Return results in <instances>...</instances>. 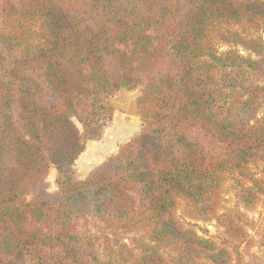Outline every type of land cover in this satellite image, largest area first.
I'll return each mask as SVG.
<instances>
[{
    "label": "trees",
    "instance_id": "trees-1",
    "mask_svg": "<svg viewBox=\"0 0 264 264\" xmlns=\"http://www.w3.org/2000/svg\"><path fill=\"white\" fill-rule=\"evenodd\" d=\"M262 31L264 0H0V264H244ZM136 89L139 131L80 179L73 118L101 139L111 98Z\"/></svg>",
    "mask_w": 264,
    "mask_h": 264
},
{
    "label": "rangeland",
    "instance_id": "rangeland-1",
    "mask_svg": "<svg viewBox=\"0 0 264 264\" xmlns=\"http://www.w3.org/2000/svg\"><path fill=\"white\" fill-rule=\"evenodd\" d=\"M264 37V31L260 33ZM221 51L229 49L228 45L222 44ZM242 54L249 55L241 47H237ZM139 95V90L126 91L120 95L111 98L112 104L115 108L113 120L111 126H109L104 136L101 139H88L87 134L84 131V127L79 117H74L73 122L78 127L82 137L86 139V147L84 151L78 154L75 162V170L80 179H85L90 171L102 163V157L107 155L110 151H113L119 145L128 141L133 135H135L141 127V118L139 116L136 99ZM260 116L264 115V107L259 111ZM107 149V153L102 151ZM116 151V150H115ZM113 154V153H112ZM111 154V155H112ZM262 166L256 169L261 174ZM59 170L57 167H52L49 170V174L46 178L47 190L49 192H55L57 190L56 179ZM230 182L224 186V205L228 210L235 209L237 207V200L234 192L230 189ZM249 223L248 230L253 239L252 246L245 249L243 252L244 264H264V197L257 204V206L251 210H244ZM178 215H182V207L177 212ZM184 222L187 225H194L200 234L203 233V229H208L209 236L216 238L221 232L222 228L217 225L215 221L210 223H204L201 221L190 220L183 217ZM244 246V245H243Z\"/></svg>",
    "mask_w": 264,
    "mask_h": 264
},
{
    "label": "crops",
    "instance_id": "crops-1",
    "mask_svg": "<svg viewBox=\"0 0 264 264\" xmlns=\"http://www.w3.org/2000/svg\"><path fill=\"white\" fill-rule=\"evenodd\" d=\"M124 142H126V141H124ZM115 150H117V147H116L113 151H110L109 153H107V152H108L107 149H104L102 152H103V153H107V155L103 156L102 159H101V161L104 160V158H106L107 156H109V155H111L112 153H114Z\"/></svg>",
    "mask_w": 264,
    "mask_h": 264
}]
</instances>
